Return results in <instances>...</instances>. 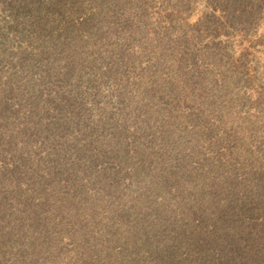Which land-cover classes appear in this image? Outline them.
Returning <instances> with one entry per match:
<instances>
[{
  "label": "rangeland",
  "instance_id": "obj_1",
  "mask_svg": "<svg viewBox=\"0 0 264 264\" xmlns=\"http://www.w3.org/2000/svg\"><path fill=\"white\" fill-rule=\"evenodd\" d=\"M0 264H264V0H0Z\"/></svg>",
  "mask_w": 264,
  "mask_h": 264
}]
</instances>
